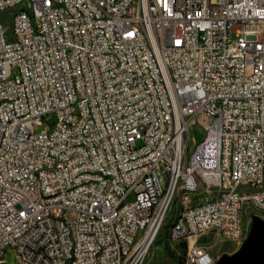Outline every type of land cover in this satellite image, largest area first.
Listing matches in <instances>:
<instances>
[{"label":"built area","instance_id":"built-area-1","mask_svg":"<svg viewBox=\"0 0 264 264\" xmlns=\"http://www.w3.org/2000/svg\"><path fill=\"white\" fill-rule=\"evenodd\" d=\"M1 14L0 263L143 264L174 204L184 264L247 239L244 210L264 213V0Z\"/></svg>","mask_w":264,"mask_h":264},{"label":"rangeland","instance_id":"rangeland-1","mask_svg":"<svg viewBox=\"0 0 264 264\" xmlns=\"http://www.w3.org/2000/svg\"><path fill=\"white\" fill-rule=\"evenodd\" d=\"M3 15L4 14H1L0 16ZM3 21L7 27H11V20L9 16H6ZM203 135L204 132L201 128H192L190 131V148H194L195 142L200 141L203 138ZM214 194H216L215 190H201L198 192V198L204 199ZM177 211L178 206L176 204L172 205L169 209L163 227L154 240L143 264H184L187 250L186 243L173 242L172 240L168 239V230ZM263 214L264 213L261 211L254 210L251 207H246L243 213V225L246 238H248L252 232L254 220L256 217L264 221ZM213 240L214 237H207L206 239H203L204 242H213ZM241 245L234 241L218 240V242L212 248V254L215 258V263L224 254L231 255L236 252L241 247ZM0 264H16V261L13 255L10 254Z\"/></svg>","mask_w":264,"mask_h":264},{"label":"water","instance_id":"water-1","mask_svg":"<svg viewBox=\"0 0 264 264\" xmlns=\"http://www.w3.org/2000/svg\"><path fill=\"white\" fill-rule=\"evenodd\" d=\"M215 264H264V221L256 217L241 247L231 255L224 254Z\"/></svg>","mask_w":264,"mask_h":264}]
</instances>
